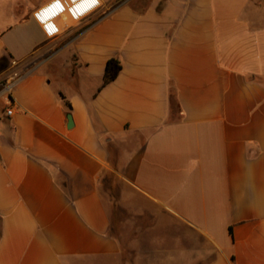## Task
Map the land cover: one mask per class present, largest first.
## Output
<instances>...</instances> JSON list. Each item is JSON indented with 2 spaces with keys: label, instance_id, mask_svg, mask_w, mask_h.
Masks as SVG:
<instances>
[{
  "label": "crops",
  "instance_id": "1",
  "mask_svg": "<svg viewBox=\"0 0 264 264\" xmlns=\"http://www.w3.org/2000/svg\"><path fill=\"white\" fill-rule=\"evenodd\" d=\"M52 1L0 0V79L36 66L0 98V264H123V211L143 264H264V0H86L42 27Z\"/></svg>",
  "mask_w": 264,
  "mask_h": 264
},
{
  "label": "built area",
  "instance_id": "2",
  "mask_svg": "<svg viewBox=\"0 0 264 264\" xmlns=\"http://www.w3.org/2000/svg\"><path fill=\"white\" fill-rule=\"evenodd\" d=\"M84 1L86 0H54L37 9L34 12V18L42 27L47 26L58 16L64 15L70 16L73 20L82 21L85 19V15L80 7V2ZM93 2L95 5L98 4L96 0ZM35 67V63L25 65L17 60H12L8 75L0 79V98L5 97L10 100L17 85L27 78ZM5 111L9 117H12L15 112L13 106H8Z\"/></svg>",
  "mask_w": 264,
  "mask_h": 264
},
{
  "label": "rangeland",
  "instance_id": "3",
  "mask_svg": "<svg viewBox=\"0 0 264 264\" xmlns=\"http://www.w3.org/2000/svg\"><path fill=\"white\" fill-rule=\"evenodd\" d=\"M13 8L10 7H3L0 6V18H2V14L6 16V14H9ZM17 9V8H14ZM109 9V8H106ZM106 9L104 11H106ZM3 25L0 23V28H2ZM116 191L115 193L116 197H118V187L116 186ZM120 222H122L123 225H120L121 229L119 231H116L115 233L122 235V241L124 245V250L125 248L128 247L129 249V255L128 253H124V261L123 264H143V246L140 247H134L132 244L134 243L135 240H142L141 238H138L140 236H143L141 223L140 222H135V218H132L131 215L127 214L126 212L123 211L119 218ZM136 244V243H135ZM127 251V250H126ZM143 253V254H142Z\"/></svg>",
  "mask_w": 264,
  "mask_h": 264
},
{
  "label": "trees",
  "instance_id": "4",
  "mask_svg": "<svg viewBox=\"0 0 264 264\" xmlns=\"http://www.w3.org/2000/svg\"><path fill=\"white\" fill-rule=\"evenodd\" d=\"M121 71H122L121 61L118 59H110L106 65V71L104 77L105 84L115 81L118 78Z\"/></svg>",
  "mask_w": 264,
  "mask_h": 264
},
{
  "label": "water",
  "instance_id": "5",
  "mask_svg": "<svg viewBox=\"0 0 264 264\" xmlns=\"http://www.w3.org/2000/svg\"><path fill=\"white\" fill-rule=\"evenodd\" d=\"M74 126L73 118L71 115H68V128L71 129Z\"/></svg>",
  "mask_w": 264,
  "mask_h": 264
}]
</instances>
